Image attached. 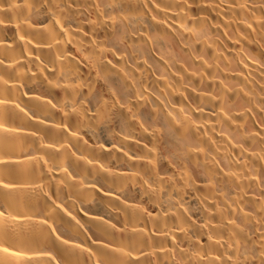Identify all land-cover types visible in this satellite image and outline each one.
Wrapping results in <instances>:
<instances>
[{
	"label": "bare ground",
	"instance_id": "obj_1",
	"mask_svg": "<svg viewBox=\"0 0 264 264\" xmlns=\"http://www.w3.org/2000/svg\"><path fill=\"white\" fill-rule=\"evenodd\" d=\"M0 264H264V0H0Z\"/></svg>",
	"mask_w": 264,
	"mask_h": 264
}]
</instances>
